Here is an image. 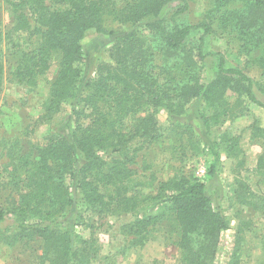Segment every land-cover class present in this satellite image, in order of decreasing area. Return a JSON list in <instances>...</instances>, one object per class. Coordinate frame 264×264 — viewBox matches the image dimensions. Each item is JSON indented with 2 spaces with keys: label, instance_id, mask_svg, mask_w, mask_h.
Masks as SVG:
<instances>
[{
  "label": "trees",
  "instance_id": "1",
  "mask_svg": "<svg viewBox=\"0 0 264 264\" xmlns=\"http://www.w3.org/2000/svg\"><path fill=\"white\" fill-rule=\"evenodd\" d=\"M60 2L55 9L45 0L9 3L14 14L12 32L27 34L32 21L39 36L35 49L19 60L14 73L18 82L34 86L37 77L49 69L51 55L60 57L45 103L47 114L75 98L83 59L81 41L88 30L101 29L106 14L120 23L138 24L158 17L165 5L180 3L169 28L155 21L145 24V35L134 31L115 39L109 49L113 65L96 68L80 107L71 110L75 125L71 138L49 137L37 147L35 158L27 160L28 169L21 173L19 199L0 207V244L37 239L42 251L39 264H91L95 244L75 236L72 212H64L74 204L76 189L84 206L94 213L135 211L137 202L127 183L134 155L123 150L135 138L147 143L158 139L155 115L147 113L149 109L164 106L173 115L175 108L181 111L202 97L210 111L208 119L202 117L205 125L244 114L246 103L264 109L246 74L228 67L222 54L204 52V38L216 25L235 34L246 53L258 51L255 62L264 69V0H212L206 22L192 26L177 22L188 8L186 0H131L120 7L115 0ZM194 31L202 35L196 45H190ZM208 56L217 60V76L203 86L198 80L199 64ZM3 80L0 65V88ZM228 92L236 95L233 104L225 98ZM127 120H132L128 128ZM262 133L264 137V129ZM106 149L120 150L122 157L108 164L97 156ZM263 164L261 157L258 165ZM155 198L165 203L160 213L137 216L127 225L133 235L131 245H142L148 228L170 217L178 231L180 264H213L220 234L228 223L213 206L205 185L192 176L175 177L158 184Z\"/></svg>",
  "mask_w": 264,
  "mask_h": 264
},
{
  "label": "rangeland",
  "instance_id": "2",
  "mask_svg": "<svg viewBox=\"0 0 264 264\" xmlns=\"http://www.w3.org/2000/svg\"><path fill=\"white\" fill-rule=\"evenodd\" d=\"M10 1L13 0H0V65L4 77L0 88L2 208L19 199V179L23 170L28 169L27 160L35 158V149L47 143L49 137L71 138L75 127L71 110L80 107L79 100L88 92L86 84L95 79L96 68L113 65L109 49L115 39L134 31L145 35V24L155 21L167 29L171 16L180 7L179 2L167 4L158 17L138 24L120 23L114 15L106 14L101 29L88 30L81 41L83 59L75 98L60 103L55 112L47 114L45 103L49 87L57 77L60 57L51 55L49 69L37 77L34 86L18 82L14 73L19 60L22 54L35 49L39 36L32 21L27 34L12 32L14 14ZM60 1L45 3L55 9ZM130 1L115 0L118 7ZM186 1L188 8L177 17L178 24L206 22L205 14L212 7V0ZM211 29L204 38V52L222 54L228 67L246 74L254 83L257 99L264 105V69L255 62L259 52L246 53L235 34L223 32L216 25ZM201 35L199 31L192 32L190 45H196ZM216 76L217 60L208 56L199 64V83L206 86ZM225 98L231 104L236 101V95L230 92ZM246 108L244 114L208 125L202 117L208 119L210 111L202 97L191 100L181 111L175 108L173 115L164 106L147 111L155 115L158 139L147 143L135 138L123 150L134 155L128 166L127 183L130 196L137 202L135 211L94 213L84 206L76 189L74 204L64 212H72L70 224L75 236L95 244L96 256L91 264H180L178 231L170 217L149 227L142 245H131L133 235L127 229L137 216L160 213L165 203L155 198L158 184L180 176L201 181L213 206L228 223V229L220 234L213 264H264V164L258 165L259 158L264 159V109L250 103H246ZM131 123L127 120L126 127ZM97 156L110 164L120 159L122 152L106 149L97 152ZM41 254V242L37 239L0 244V264H39Z\"/></svg>",
  "mask_w": 264,
  "mask_h": 264
}]
</instances>
